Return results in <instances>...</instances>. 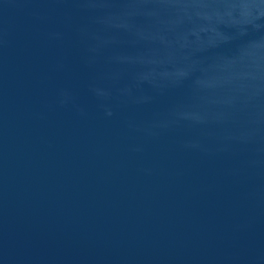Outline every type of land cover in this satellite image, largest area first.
<instances>
[{
	"label": "water",
	"instance_id": "obj_1",
	"mask_svg": "<svg viewBox=\"0 0 264 264\" xmlns=\"http://www.w3.org/2000/svg\"><path fill=\"white\" fill-rule=\"evenodd\" d=\"M0 264H264V0H0Z\"/></svg>",
	"mask_w": 264,
	"mask_h": 264
}]
</instances>
